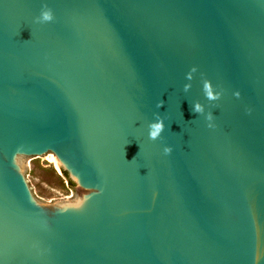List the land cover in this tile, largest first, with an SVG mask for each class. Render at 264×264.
Instances as JSON below:
<instances>
[{"label":"water","instance_id":"obj_1","mask_svg":"<svg viewBox=\"0 0 264 264\" xmlns=\"http://www.w3.org/2000/svg\"><path fill=\"white\" fill-rule=\"evenodd\" d=\"M0 264H264V0H0Z\"/></svg>","mask_w":264,"mask_h":264},{"label":"rangeland","instance_id":"obj_2","mask_svg":"<svg viewBox=\"0 0 264 264\" xmlns=\"http://www.w3.org/2000/svg\"><path fill=\"white\" fill-rule=\"evenodd\" d=\"M52 156L56 157L50 154L44 158L41 156L30 158L28 160L29 174L26 175L34 188V195L48 204L74 197L73 190L60 168H56Z\"/></svg>","mask_w":264,"mask_h":264},{"label":"clouds","instance_id":"obj_3","mask_svg":"<svg viewBox=\"0 0 264 264\" xmlns=\"http://www.w3.org/2000/svg\"><path fill=\"white\" fill-rule=\"evenodd\" d=\"M54 20V14L51 8H49L46 4L42 7L41 13L38 17H36L35 22L36 23H49ZM197 69L193 67L187 74L186 79L191 81L193 79V73H195ZM192 85L190 83L184 85V91L188 92L191 89ZM203 92L205 94V97L208 101H217L221 98L222 92L214 91L212 83L207 80L203 79ZM236 97L240 96V93L237 91L234 93ZM164 104L163 100H160L157 102V108H161ZM191 110L195 114H204L205 113V106L200 103L199 101H196L191 105ZM206 120L209 121L208 127H214V125L211 123L213 120V115L211 112H208L206 115ZM149 139L151 140H157L161 137V133L165 129V123L164 118L159 114H155V121L151 122L149 125ZM171 146H165L163 151L166 155L171 154L172 152Z\"/></svg>","mask_w":264,"mask_h":264},{"label":"trees","instance_id":"obj_4","mask_svg":"<svg viewBox=\"0 0 264 264\" xmlns=\"http://www.w3.org/2000/svg\"><path fill=\"white\" fill-rule=\"evenodd\" d=\"M62 173H63V175L66 177V179L68 180V184L71 185V186H73V183H72V181L69 179V176H68L67 172H62Z\"/></svg>","mask_w":264,"mask_h":264},{"label":"bare ground","instance_id":"obj_5","mask_svg":"<svg viewBox=\"0 0 264 264\" xmlns=\"http://www.w3.org/2000/svg\"><path fill=\"white\" fill-rule=\"evenodd\" d=\"M52 158H53V163L56 165V168L57 169H59L60 167H59V164H58V162H57V159H55L53 156H52Z\"/></svg>","mask_w":264,"mask_h":264}]
</instances>
